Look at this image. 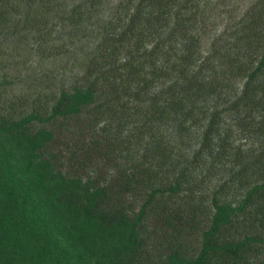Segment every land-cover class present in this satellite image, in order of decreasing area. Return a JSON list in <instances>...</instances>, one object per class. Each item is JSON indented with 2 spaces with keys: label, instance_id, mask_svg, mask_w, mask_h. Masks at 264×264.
I'll return each instance as SVG.
<instances>
[{
  "label": "trees",
  "instance_id": "obj_1",
  "mask_svg": "<svg viewBox=\"0 0 264 264\" xmlns=\"http://www.w3.org/2000/svg\"><path fill=\"white\" fill-rule=\"evenodd\" d=\"M0 264H264V0H0Z\"/></svg>",
  "mask_w": 264,
  "mask_h": 264
},
{
  "label": "rangeland",
  "instance_id": "obj_2",
  "mask_svg": "<svg viewBox=\"0 0 264 264\" xmlns=\"http://www.w3.org/2000/svg\"><path fill=\"white\" fill-rule=\"evenodd\" d=\"M60 63L58 62L57 64H50L51 66L54 65V67H57Z\"/></svg>",
  "mask_w": 264,
  "mask_h": 264
}]
</instances>
